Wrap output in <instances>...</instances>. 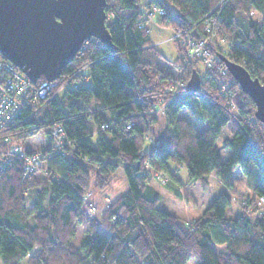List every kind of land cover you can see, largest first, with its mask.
<instances>
[{
	"label": "trees",
	"instance_id": "trees-1",
	"mask_svg": "<svg viewBox=\"0 0 264 264\" xmlns=\"http://www.w3.org/2000/svg\"><path fill=\"white\" fill-rule=\"evenodd\" d=\"M106 12L114 49L86 40L48 96L32 98L0 129L15 143L39 133L52 140L34 149L41 155L32 171L33 149L0 146V264H264V125L225 62L264 81V0H107ZM152 18L183 32L167 69ZM186 38L206 40L215 65L191 58ZM193 69L202 79L196 92L185 88ZM169 161L186 167V183ZM146 166L177 183L178 198L179 187H207L211 175L224 189L188 223L161 206ZM238 167L246 199L233 217ZM114 177L128 188L95 209L90 191L107 194Z\"/></svg>",
	"mask_w": 264,
	"mask_h": 264
},
{
	"label": "water",
	"instance_id": "water-1",
	"mask_svg": "<svg viewBox=\"0 0 264 264\" xmlns=\"http://www.w3.org/2000/svg\"><path fill=\"white\" fill-rule=\"evenodd\" d=\"M106 7L107 0H0V53L34 83L56 80L86 40L95 37L114 49ZM225 62L264 125V81L239 63ZM201 84L193 69L186 90L196 92Z\"/></svg>",
	"mask_w": 264,
	"mask_h": 264
},
{
	"label": "rangeland",
	"instance_id": "rangeland-1",
	"mask_svg": "<svg viewBox=\"0 0 264 264\" xmlns=\"http://www.w3.org/2000/svg\"><path fill=\"white\" fill-rule=\"evenodd\" d=\"M159 15H162L159 13ZM254 17H258L257 13H253ZM107 21V20H106ZM148 27L150 29V36L153 41V43L156 45V47L165 54L168 61H165L164 67L165 69L169 68L167 67V64H169V61L175 60L178 57V42L175 41V37L182 34L181 31H176L174 28L168 26V25H160L157 24L155 19H151L148 23ZM180 33V34H179ZM203 60V59H202ZM204 65L207 66L206 63L203 62ZM56 81V80H53ZM51 90L48 91V93ZM46 94V96L48 95ZM45 96V97H46ZM182 117L190 118L191 120H194L191 116H189L186 109H183L180 114ZM198 126L204 127L206 124H200L198 123ZM17 143L23 145L25 148H31V149H41L40 147H47L52 144V140L47 137L44 133H39L34 137L28 138L26 140L17 139ZM218 145L220 147L223 159L225 160L229 154L230 151L227 149H224L222 146V139L220 138L218 140ZM169 165L173 170H177L178 179H180L183 183H186L188 181V172L185 166H177L174 162L169 161ZM148 172L151 171L150 174V182L151 180L156 179L159 181L158 190L160 191V195L162 196V202L164 206L172 211L171 213L175 215H179L181 219L187 221L188 223H191L194 221L199 214H201L202 210L208 207V203L211 201L213 197H215L218 192H220L219 182L217 181V178L214 176L209 177V186H203L201 182L197 183H190L185 184L184 186H181V192L182 197L181 199H178L175 194H173L172 190L169 187L168 177L166 175H163L159 171H156L149 166H146ZM232 180L234 182V186L229 189V192L233 198V208L234 211L232 213L233 217H236L238 215L237 210L240 205L241 200L246 197V179L243 176L241 172V168L238 167L234 175L232 177ZM223 187V186H222ZM128 188L127 182L120 178V177H114L112 179L111 185L107 188V194L103 195V192L100 190H92L89 193V196L91 197L93 207L95 209L102 208L106 206V204L116 199L118 196L123 194L126 189ZM223 189V188H222ZM32 193L28 194V197H30ZM94 209V210H95ZM93 210V213H94ZM96 212V211H95ZM175 212V213H174ZM79 238L82 237V232L79 231L78 234ZM212 243L216 249L219 248V242L215 239L212 240ZM187 264H196V260L194 257H192Z\"/></svg>",
	"mask_w": 264,
	"mask_h": 264
},
{
	"label": "built area",
	"instance_id": "built-area-1",
	"mask_svg": "<svg viewBox=\"0 0 264 264\" xmlns=\"http://www.w3.org/2000/svg\"><path fill=\"white\" fill-rule=\"evenodd\" d=\"M153 11L158 14L163 13L161 9L157 8L153 9ZM182 34H180V36ZM185 42L188 45L191 58H202L208 68L215 65L211 53L206 48V40L197 41L191 38H186ZM181 82V79L174 80V83L177 84V86L181 85ZM57 83V80H39L36 83L32 82L20 67L14 65L0 53V129L8 126L16 120L23 110V107L28 104L32 98H45L48 91H52ZM61 130L62 128L57 127L54 132L57 135ZM5 143L7 144V148H5L7 153L13 152L20 155L26 154L25 147L11 141L8 137L0 139V146ZM56 145L59 147L60 143H57ZM40 155L41 152L39 150H37V152H35L34 149L32 150V154L26 159V171L33 170V167L39 163L38 158ZM33 157H36V159H33ZM29 160L33 161L32 164L28 163ZM245 199L246 197H244L243 200Z\"/></svg>",
	"mask_w": 264,
	"mask_h": 264
},
{
	"label": "crops",
	"instance_id": "crops-1",
	"mask_svg": "<svg viewBox=\"0 0 264 264\" xmlns=\"http://www.w3.org/2000/svg\"><path fill=\"white\" fill-rule=\"evenodd\" d=\"M207 126V125H206ZM206 126H204V127H202V128H206ZM178 176V175H177ZM212 176V175H211ZM152 182H149V184L154 188V190L156 191V192H158L159 194H161L160 193V191L158 190V186H159V181L156 179V181L155 180H151ZM218 181V180H217ZM197 182H199V181H195L194 183H197ZM219 182V181H218ZM167 185H169V187H171L170 189L172 190V192H174V188L177 186V183H175L174 181H172L171 183H169V184H167ZM223 185L219 182V187H220V190H223L224 189V186L222 187ZM180 189H181V187H179ZM223 188V189H222ZM219 193V192H218ZM174 194V193H173ZM183 198V197H182ZM178 199H181V198H178ZM214 199V197L211 199V201ZM211 201L208 203V205L211 203ZM161 206L162 207H164L165 209H167V210H169V211H172V210H170V209H168V208H166L165 206H164V204H163V202H162V204H161ZM206 209V208H205ZM205 209H203L202 210V212L205 210ZM173 212V211H172ZM201 212V213H202ZM175 213V212H174ZM175 214H177V213H175ZM200 215V214H199ZM198 215V216H199ZM179 216V215H178ZM222 248H223V246H222Z\"/></svg>",
	"mask_w": 264,
	"mask_h": 264
},
{
	"label": "clouds",
	"instance_id": "clouds-1",
	"mask_svg": "<svg viewBox=\"0 0 264 264\" xmlns=\"http://www.w3.org/2000/svg\"><path fill=\"white\" fill-rule=\"evenodd\" d=\"M233 110H235V109H234V106H233ZM103 127H104V125H101V128H103ZM150 139H151V138H150ZM57 143H60L59 139H57ZM33 159H36V157H33ZM32 162H33L32 160H29V161H28L29 164H32Z\"/></svg>",
	"mask_w": 264,
	"mask_h": 264
}]
</instances>
